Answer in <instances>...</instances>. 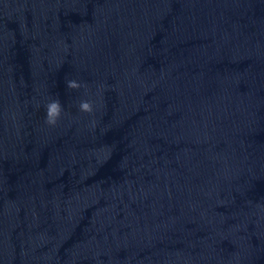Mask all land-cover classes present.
<instances>
[{"label":"water","instance_id":"1","mask_svg":"<svg viewBox=\"0 0 264 264\" xmlns=\"http://www.w3.org/2000/svg\"><path fill=\"white\" fill-rule=\"evenodd\" d=\"M0 264H264V0H0Z\"/></svg>","mask_w":264,"mask_h":264},{"label":"clouds","instance_id":"2","mask_svg":"<svg viewBox=\"0 0 264 264\" xmlns=\"http://www.w3.org/2000/svg\"><path fill=\"white\" fill-rule=\"evenodd\" d=\"M82 85L77 82L76 80H68L66 82V87L69 89H79ZM86 87V85H85ZM46 116H45V123L50 126H55L57 121L61 117L62 113V105L59 99H55L50 101L46 106ZM79 110L85 113H92L93 112V104L90 101H81L79 104ZM95 126V121H93V127Z\"/></svg>","mask_w":264,"mask_h":264}]
</instances>
